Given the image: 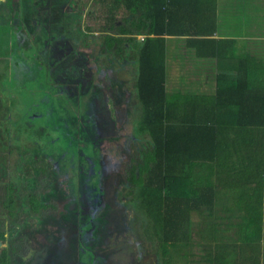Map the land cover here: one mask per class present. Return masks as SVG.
Returning a JSON list of instances; mask_svg holds the SVG:
<instances>
[{"label": "trees", "instance_id": "obj_1", "mask_svg": "<svg viewBox=\"0 0 264 264\" xmlns=\"http://www.w3.org/2000/svg\"><path fill=\"white\" fill-rule=\"evenodd\" d=\"M6 1L9 11L0 24V119L11 112L19 114L10 120L15 134L10 139L1 129L6 122L0 121V150L12 146L13 150L21 147L23 152L35 153V145L43 138L34 127L20 124L37 123L36 118L24 116L32 104L25 108L16 99L7 104L1 84H17L19 89L28 83L36 86L56 64L50 63L48 48L43 58L38 51L53 38L63 41V36L73 43L75 39L70 33L62 35L66 29L60 28L61 13L51 4L48 10L43 9L44 0ZM94 3L102 8L118 4L117 0ZM124 7L127 14L115 25L117 32L106 36L97 53L103 56L112 49V54L121 56L124 45H131L130 64H136V74L130 87L140 107L138 130L147 133L149 142L131 159L126 180L131 185V204L145 217V234L153 238L161 264L186 261L191 253L189 241L196 226L192 213L200 218L194 224H199L198 233L204 234L199 235L201 245L214 243L217 249L203 255L204 264H264V61L257 56L237 57L236 75L233 79L217 78L211 96L168 94L164 86L166 37L183 39L196 57H227L225 46L232 42L213 38L216 0H124ZM12 13L13 18L20 14L17 25L12 23ZM112 14L115 11L106 22L109 30ZM226 15L231 21L235 14ZM24 25L29 29L24 34L25 52L16 43ZM136 36H142L141 42L135 41ZM29 41L35 45L30 49ZM115 42L117 45H112ZM33 61L34 68H29L26 63ZM8 190L0 192V214L12 218L18 200L11 187ZM4 194L9 196L3 198ZM28 203L31 212L36 211L33 196ZM4 230L0 219V241ZM7 260V251L2 250L0 264Z\"/></svg>", "mask_w": 264, "mask_h": 264}, {"label": "rangeland", "instance_id": "obj_2", "mask_svg": "<svg viewBox=\"0 0 264 264\" xmlns=\"http://www.w3.org/2000/svg\"><path fill=\"white\" fill-rule=\"evenodd\" d=\"M71 1H74V3ZM94 1L95 0H44L45 6H43V9L47 8L48 10V5L51 4L54 11H59L61 13L59 21L61 25L60 28L63 30L66 29L62 35L70 33L75 39V42L73 43L63 36L61 38L63 41H57L55 40L56 38H53V40H51L46 47L44 46L45 49L42 52L38 51V55H42L43 58L45 50L48 48L50 55L49 58L56 61V64L53 66L54 69H51L50 74H47L46 79L43 78L40 82H36V86L35 84L31 85L28 83L26 87V85L24 86L21 84L25 89L20 86L19 87L21 89H19L17 88V84H1L3 90L5 91V102H7V104H10L11 100L14 99L17 100V103H19L20 106L21 104H24L25 108L26 105L28 106L32 104L30 112L25 110L24 116L32 119L35 118L36 115L39 116L41 114L44 118L43 120L37 119V123L32 124L28 121H21L20 124L29 129H33L34 127L35 130H38L36 133H38L39 136L43 134V132L46 135L45 137H42L45 141L44 144L41 145L38 148V152L35 153L31 152L24 155L21 147L19 148L21 150L17 151L13 150L12 146L0 150V185H4L7 182V178H9V174H11L12 177L14 176V179L12 177L11 178L15 185L20 187L21 183L19 180L20 178H23L20 181H23L24 188L34 189L35 187V192L32 191V193L36 194L38 193L37 189L41 191V187L46 184L47 179L56 183L54 179H59L61 176L60 173H53L51 159L62 161V159L64 160V158H68L69 172H67V170H64V172L72 178V182L71 184L68 183L70 191H63L65 193H69L67 196L69 200L67 201L66 206L68 207L67 211L70 214V218L63 222L64 225L62 224V228L69 231L67 235H64L67 239V242L64 244L66 245V248L69 247V244L72 249L77 247L78 245L74 241L77 238L81 246H90L91 252L93 251L96 260L100 259V262L96 264H161L160 256L155 251V242L153 238L145 234V232H148L145 230L147 229V221L141 212L132 208L124 214L122 208H117V212L113 213L114 215L118 214L116 215L115 220L113 215H109L105 212L100 215V213L97 212V204L99 203L98 195H100L99 187L106 186V184H104V182L103 184H100L101 186H97L99 176L97 175V171L93 169L94 162L91 158L93 154V146H90L88 142H85L88 141L90 137L86 134V124L82 121V119L87 116V112H83L81 108L78 110L74 104V102L82 104L85 101V98H82V81L89 80L92 85L96 83L103 84L105 88L102 89V91L107 90L105 91V96L110 94V90L113 89L112 92L120 91L123 97L128 95V100L130 99L133 102V104L130 105V112L128 111L126 114V122L122 125V131L129 136V140H133L132 144L134 146L131 145L133 151H131V153L129 152L130 155H139V152L148 146L149 141L147 133H141L138 130L141 116L139 115L140 107L139 103L133 97L135 90L129 85L134 77L133 75L136 74V64L132 66L126 61L131 58V45L129 43L124 45L121 56L112 54V49L109 50L110 53L106 51L103 56H98L97 53L99 46L106 43V36H114V33L117 32L115 30V25H120V23H122L120 19L123 18V16H126L127 13L126 11L124 12V0H117L118 4L116 5L106 4L107 6L105 5L103 8L101 6H96ZM252 1L255 4L259 2V6L264 9V0H261V2L260 0H250V2ZM111 6L114 7L115 10ZM8 11L9 3H7V1L4 2V0H0V24L6 21ZM113 11H115V14H112L113 18L111 19V24L113 26L112 29L109 30V23L106 22L110 18V12L113 13ZM63 12L65 14H62ZM225 12L237 14L239 10H234L230 7V10H226ZM243 12H249L248 17H245V19L247 20L249 18L251 27L257 24L258 30H263V20H257L255 22V19L258 18L255 16L250 17V13L252 12L251 10H244ZM140 13L141 11L139 12L138 10V14ZM19 17L20 14L19 16L17 15L13 18L12 13V23H15L14 25L18 24ZM57 17L59 18L58 15ZM23 28L25 29L21 28L20 30L23 34L20 32L17 33L16 43L25 48V50H23V52H25L27 50V39L24 34L26 32L29 33V29L28 25H24ZM33 31L36 33L37 30ZM77 31H79V34ZM128 37L129 36H125V38ZM90 39L92 44L90 43ZM141 40L142 36L135 37L136 42H141ZM35 42L37 41L35 40ZM52 42L54 44H52ZM33 43L34 41H29L28 49L33 47ZM117 43L118 42H115L112 45L116 46ZM29 52L31 51H28V53ZM120 59H122L123 62ZM124 61H126V63ZM26 65L29 68H34V61L27 62ZM40 67L41 66H39V68ZM133 69L134 74H132ZM207 72L209 73V70ZM186 73L190 74V71L188 70ZM167 75L171 78L166 86L168 92H171L170 90L176 86L173 84L174 82L172 83V80H176L177 85L186 81L185 79L183 81L176 78L174 79L171 72H167ZM75 78L78 79L75 81ZM23 82H25V80H23ZM66 87L67 89H65ZM180 90L182 89L176 90L175 92L179 93ZM89 99L94 100V94L90 95V98L87 100L89 101ZM104 103L102 104V108H104ZM109 105L112 106L110 101L106 107L110 108ZM18 114L19 112H11L10 114H7L5 119H0L1 122H6V124L4 123V125L1 126V129L7 132L8 139L15 135L11 129L12 126H10V122L12 119L18 118ZM91 115L92 118L93 116L96 118V116H100V113L93 110L91 111ZM54 123L60 127L64 126L65 129L70 131L69 133H71V136L70 134H64L63 136L58 130L50 128L54 125ZM42 126H45L42 129L43 132L40 131ZM65 129L63 128L64 131ZM110 140L118 142L117 139L110 138ZM110 145L111 160L115 162L121 160L122 162L123 158H121V156L125 152L124 148H119V144L115 142H110ZM14 152H18V156ZM32 155L38 156V158L33 159ZM40 155H49L50 159H42ZM105 163L110 165L109 160H105ZM123 168L125 173L126 166H123ZM105 170L107 169L102 168V175L105 173ZM31 177L35 180L34 186L29 182ZM112 179L113 178H111V180ZM57 184L60 183L57 182ZM26 191L27 193H30V190L26 189ZM53 192H55V189ZM101 193H103V188L101 189ZM21 194L23 195V193ZM115 194L117 195V199L119 201L121 195L119 196L117 191H115ZM59 197H62V195H59ZM231 197H233V194H231ZM15 198L21 202L22 206L24 197L20 196V193H18ZM226 200L227 198H224L223 202ZM109 204L110 203L108 202L106 203L107 208L110 207ZM87 206H91V209H87ZM95 208L96 210H94ZM46 211L49 212L50 210L47 209ZM76 211H78V217L76 215ZM91 212H93L95 216H98L97 220H94V222H89L88 220ZM20 216L21 217L17 222L11 224L13 228L17 226L16 228L21 229L20 226L24 224V222H21L22 218L25 220L30 219L25 215ZM199 219L198 214H191V221L193 225H196L193 226V234L190 236L189 241L191 243L189 247L191 253L186 256V261H184V259H179L177 264H204L203 255L207 251L211 253L214 252V243H211L209 247L204 246L203 244L201 245L203 240L199 237V235H201L198 233L199 224H194L197 223V221L199 222ZM108 220L111 222L114 220L115 224L121 220L120 224L124 223L128 227L125 228L123 225L121 228L119 225H109ZM27 221L29 226L36 223V221L34 222L32 220L30 222L29 220ZM102 222H104L105 227L110 228L111 231L106 228L107 230L105 232ZM145 222L146 228L144 229ZM210 222H212V220ZM46 229H48V223L44 222V226H42L40 232L32 241L34 244L32 245V248L36 247L38 241V245H46L48 241L44 238H40L38 240V235ZM87 229H90L89 233H92V246L89 243L90 241H85V231ZM204 239L208 245L209 243L205 236ZM60 243L63 244L64 242H57V244ZM53 247L54 243L53 246L45 252H51ZM38 248L39 246L37 247V250H39ZM79 248L80 246L77 250H72L65 258L61 257L60 264H68L70 260L75 262L74 260L77 259L78 255H80L81 259L83 257L82 260L86 263L88 257H90L89 250L83 252L81 256ZM216 250L217 249H215V251ZM43 252L44 251H41L39 257H32L30 264H46L45 258H43L42 255ZM17 253L22 257L25 256L22 251H18ZM90 259H92V256Z\"/></svg>", "mask_w": 264, "mask_h": 264}, {"label": "flooded vegetation", "instance_id": "obj_3", "mask_svg": "<svg viewBox=\"0 0 264 264\" xmlns=\"http://www.w3.org/2000/svg\"><path fill=\"white\" fill-rule=\"evenodd\" d=\"M74 3V1H71ZM118 60V59H117ZM122 62L123 60L120 59ZM79 78V77H78ZM75 78V81L78 79ZM83 86H82V98H85V101L80 103H75L76 108L79 110L82 109L83 112H87V116L82 119L83 123L85 122V132L89 135V140L85 141L88 142L90 146H93V154L92 159L94 162L93 169L97 171L98 180H97V186H101L100 184H106V186L99 187L100 195H98V201L97 204V212L100 213V215L105 212L109 215H113V218L115 220L116 215L113 214L117 212V208H122L124 214L134 208L131 204V196L128 194L131 185L126 180L129 176L130 166H131V159L133 157H136L137 155H130L129 152L133 151V148H131V145L133 140H129V136L126 135L122 131V125L126 122L127 119V112L131 110L130 105L133 104V102L129 99L128 95L125 97L122 96L120 91L112 92L113 89H111V93L105 96V91L103 90L105 86L103 84H93L89 80H83ZM67 89V87L65 88ZM104 92V93H103ZM94 94L95 99H89L90 95ZM93 101V102H92ZM109 101L111 102L112 106L110 108L106 107L107 104H109ZM105 102V103H104ZM104 103V108H102V104ZM73 104V105H74ZM107 109H106V108ZM86 109V110H85ZM96 110L100 113V116H93L91 117V111ZM43 114V113H42ZM32 117V116H31ZM36 119L43 120V115H36ZM33 119V118H32ZM46 121V120H45ZM91 124V125H90ZM45 126H42L41 132H43V128ZM53 130H58L59 133H61L63 136L64 134L71 136L70 131L65 129V127H60L58 125H54L52 127ZM65 129V131L63 130ZM104 131V132H103ZM38 132V130H36ZM44 133V132H43ZM46 134H41L39 138L45 137ZM111 139H117V141L110 140ZM134 139V138H133ZM40 142H42L40 145L37 144L36 151L38 152V148L44 144V140L42 139ZM100 142V143H99ZM110 142L118 143L119 148H124L125 152L121 156V160L118 162L112 161L110 158ZM131 143V144H130ZM134 146V145H133ZM28 152H23L24 155H26ZM98 153V155H97ZM59 154V153H58ZM18 156V153L16 154ZM62 155V153H61ZM42 159L48 158L50 159L49 155H40ZM32 158H38V156H33ZM59 158V157H56ZM105 160L110 161V165H107L105 163ZM51 167L53 168V173H60L61 176L59 179L55 178L54 183L52 180H48L45 185H43L41 188V191L37 189L36 194H33L32 191L35 192L34 189L26 188L27 190H30V193L26 191L24 188V184L22 180L23 178H20L19 182L21 183V186L15 185L12 178L14 179V176L12 177L11 174H9V178H7V182L4 185H0V192L2 190L7 189V193L9 192V187L13 190V196L18 193H20V196L24 197L23 205L21 206V202L18 200V205H16V209L14 211V215L12 218L8 217L6 213L4 212L3 215L0 214L1 219L4 221V235L3 240L0 241V252L2 250L7 251V264H30L32 261V257H39L41 251L43 252V258H45L46 264H60L61 257H66L68 253H71L72 250H77L80 246V254L82 256L83 252H86V250H89L90 257H88L87 262L84 263V261L81 259L80 255L77 256V259L69 261L68 264H96L100 262L99 260H96L94 257L93 251L91 252L90 246H81L80 242L76 238L75 243L78 245L75 248H71L70 244L69 247L66 248V245H64L67 242V239L64 237V235H67L69 231L67 229L62 228V224L64 225V221L70 218V214L67 211L68 207L67 201L69 198L67 197L69 193H65L66 190L70 191V188L68 187V183L71 184L72 178L69 177L64 170L68 171V158L60 160H53L51 159ZM120 162V163H119ZM125 163V164H124ZM126 166V174L124 173V168ZM102 168L107 169L105 170V173L102 175L101 170ZM102 175V176H101ZM101 176V177H100ZM4 177V176H3ZM12 177V178H11ZM111 178H113L111 180ZM111 181V182H110ZM31 185H35V180L33 177L29 180ZM59 182L60 184H57ZM28 183V181H27ZM54 183V184H53ZM28 185V184H27ZM109 185V186H107ZM40 186V185H39ZM55 189V192L54 189ZM67 188V189H66ZM103 188V193H101V189ZM65 191V192H63ZM115 191L118 192V195L120 196L119 201L117 199V195L115 194ZM23 193V195L21 194ZM27 193V194H26ZM59 195H62V197H59ZM3 198H7L9 194L3 195ZM33 196L35 198V201L37 203V209L34 212H31L29 208L28 198ZM16 197V196H15ZM16 200V198H15ZM110 203V207H106V203ZM70 208V207H69ZM96 208L94 210H96ZM50 210L49 212L46 210ZM85 209V208H84ZM87 209H91V206H87ZM5 211V210H4ZM86 211V209H85ZM40 212V213H38ZM20 215H25L26 217L30 218L32 221H36L32 226L28 225V221H31L30 219H24L22 218L21 222H24L22 226H20L21 229L13 228L11 225L14 222H17L18 219L21 217ZM76 215L78 217V211H76ZM98 216H95L93 212L90 213L89 216V222H94V220H97ZM111 222L108 220L109 225H119V227L122 228L124 225L125 228L128 226L124 223H121V220L115 224V222ZM44 222L48 223V229L42 231L38 235V240L40 238H44L48 242L46 245H38L39 241L36 244L35 248H32L33 239L37 236V234L40 232L42 226H44ZM33 223V222H32ZM102 225H104V229L106 232V228L104 222H102ZM35 226V227H34ZM28 227V228H27ZM40 228V229H39ZM39 229V230H38ZM124 229V228H123ZM109 231H111L110 228H108ZM90 229H87L85 231V241H90V245L92 246V233H89ZM105 234V233H104ZM63 236V237H62ZM14 240V241H13ZM61 240V241H60ZM13 241V242H12ZM57 242H64L63 244H57ZM54 247L50 251L45 252L47 249H50L51 246ZM65 247H64V246ZM39 246V250H37V247ZM94 250V248L92 247ZM37 250V251H36ZM18 251H22L25 255L22 257L20 254H18ZM92 256V259H90ZM39 263V262H38Z\"/></svg>", "mask_w": 264, "mask_h": 264}, {"label": "crops", "instance_id": "obj_4", "mask_svg": "<svg viewBox=\"0 0 264 264\" xmlns=\"http://www.w3.org/2000/svg\"><path fill=\"white\" fill-rule=\"evenodd\" d=\"M216 4L217 30L213 38L232 42V46H225L227 57L222 59L196 57L193 49H190L183 39L166 37L164 82L166 93H175L176 90L182 89L179 91L180 94L211 96L214 94L217 78L220 76V78L225 79L234 78L236 75L234 65L237 57L257 56L258 59L264 61V27L260 31L257 24L251 27L249 18L245 19V17H248L249 12H243L244 10H251L250 17L255 16L258 18L255 19V22L257 20L264 21V9L259 6L260 3L255 4L250 0H216ZM230 7L239 10L237 14H233L234 17L231 21L228 20L226 15L228 12H225L230 10ZM182 25L184 28L187 27V24L184 25L183 23ZM129 60L126 61L131 65ZM126 61L124 62L126 63ZM52 62L54 60L50 63ZM188 70L190 74L186 73ZM167 72H171L174 79H180L181 81L185 79L186 81L177 85V81L172 80V83L174 82L173 84L176 86L170 90L171 92H168L166 86L171 78L167 75Z\"/></svg>", "mask_w": 264, "mask_h": 264}]
</instances>
